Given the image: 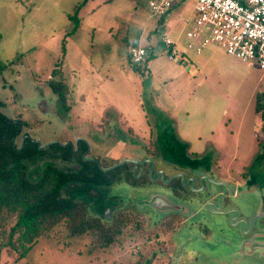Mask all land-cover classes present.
Masks as SVG:
<instances>
[{
	"label": "rangeland",
	"instance_id": "obj_1",
	"mask_svg": "<svg viewBox=\"0 0 264 264\" xmlns=\"http://www.w3.org/2000/svg\"><path fill=\"white\" fill-rule=\"evenodd\" d=\"M82 1L0 0V64L6 65L0 71V110L23 122L17 145L26 136L41 145H76L80 138L89 144L86 157L109 165L158 154L156 135L172 128L191 156L210 159L217 174L208 179V189H221L213 183L219 177L228 180L229 189H221L227 198L220 195L217 204L236 211L207 213L188 193L177 200L170 189L151 183L135 189L121 179L98 189L117 202L99 215L101 221L106 226L124 221L114 244L98 247L88 233L73 237L61 222L25 256L18 258L19 247H1L0 264H264L260 251L248 254L241 246L250 245L254 233L264 237L261 227L243 232L263 202L264 139L254 133L261 125L256 105L264 71L215 44L187 57L196 73L169 60L162 39L182 29L192 15L191 0L161 17L150 16L144 0H133V6L117 0L83 10L72 22L68 15ZM132 46L153 48L152 55L133 64ZM56 81L68 84L66 103L49 85ZM49 162L63 170L79 167L76 161ZM133 166L128 162L130 170ZM252 175L250 187L244 180ZM13 222L7 220L6 231ZM188 223L199 225L197 233L186 230ZM187 235L196 242L186 244ZM257 240L264 244V238Z\"/></svg>",
	"mask_w": 264,
	"mask_h": 264
},
{
	"label": "trees",
	"instance_id": "obj_2",
	"mask_svg": "<svg viewBox=\"0 0 264 264\" xmlns=\"http://www.w3.org/2000/svg\"><path fill=\"white\" fill-rule=\"evenodd\" d=\"M86 1L83 0L75 7L74 13L68 15L72 22ZM5 66L0 64V71ZM49 85L60 101L66 103L68 84L56 81ZM256 110L261 117L264 116V91L257 94ZM22 126V121L13 120L0 110V236L4 238L7 233L0 245V253L1 247H19L18 258L25 256L38 238L48 236V232L61 222L73 237L88 233L98 247L114 244L124 221L118 218L112 226L101 221L99 215L108 203L98 189L114 180L139 183L146 177L133 182L130 172L122 171L127 164L109 171L101 170L95 160L83 158L87 144L82 139L76 145L51 142L39 146L38 141L26 136L18 146L16 138ZM156 139L159 151L168 161L181 167L210 166L208 157L191 156L188 143L180 140L172 128L158 132ZM49 159L76 161L79 167L63 170ZM30 165H35V177ZM89 211H95V216H89ZM11 218L14 222L6 231L5 224Z\"/></svg>",
	"mask_w": 264,
	"mask_h": 264
},
{
	"label": "built area",
	"instance_id": "obj_3",
	"mask_svg": "<svg viewBox=\"0 0 264 264\" xmlns=\"http://www.w3.org/2000/svg\"><path fill=\"white\" fill-rule=\"evenodd\" d=\"M142 1V0H141ZM181 0H144L153 16L168 13ZM194 16L183 41L164 35L167 58L184 63L190 54H200L208 44L220 46L227 54L257 63L264 71V0H191ZM130 59L141 64L149 55L141 46L130 48ZM255 136L264 139V116Z\"/></svg>",
	"mask_w": 264,
	"mask_h": 264
},
{
	"label": "flooded vegetation",
	"instance_id": "obj_4",
	"mask_svg": "<svg viewBox=\"0 0 264 264\" xmlns=\"http://www.w3.org/2000/svg\"><path fill=\"white\" fill-rule=\"evenodd\" d=\"M156 138H157V135H156ZM156 138H155V142L157 145V139ZM79 139L76 140V143ZM66 143H71V142L68 141V142H65L63 144H66ZM86 144H87V151H88L89 144L87 142H86ZM157 149L159 151L158 145H157ZM87 151H85L82 154L83 158L95 160L97 162L98 167L104 171L112 170V169L119 167V166H122L124 164L128 165V162H133L134 166L132 167L131 170L127 167L126 169H124L122 171H129L133 177V182L135 180H139L141 178L144 179L146 177L145 181H141L139 183H130V182H127L123 179L127 184L133 186V188H135V189H138V187L140 188L141 185H143V184H150L151 183V184H153L154 187H155V185H156V187L159 186V188H161V190H165V191L168 190L169 191V189H170L174 193V198L177 200H179L178 198H182L181 196H185L186 193H188V195L191 198L197 197V200H191V201H194L193 202L194 204L200 203L199 207L202 210L204 209L205 212H207V213H215V214H220L222 216L223 213L228 211V210H229V212H228V214H229L230 209H232L230 207L225 208L222 205L217 204V201L219 200L218 198L220 197V195H221V198L222 197L227 198V191L223 192V191H221V189H222V186H224V187L227 186V188L229 189L228 184H227L228 180H226L222 177H219L220 180L226 181V185H223L222 183H217L218 181L213 182L214 184H217L220 186V188H221L220 190H214V188L213 189L207 188L208 179L211 181V179H210V178H212L211 175L213 173L217 174L216 171L213 170L211 163H210V166L208 168L201 167V166L197 167V168H192L190 166L181 167V166H178V165L174 164L173 162H170L167 159H165L163 157V155L161 154V152L159 151L158 154L147 155L146 157L141 158V159H139V158H137L136 160L128 159L123 164L116 166L112 169L106 170V168L111 167L112 165H114L116 163L114 162L112 164L105 165L104 163H102V161H100V159L98 157H96V158L86 157ZM193 157H195V156H193ZM68 162H70V161H68ZM117 163H119V162H117ZM143 171H145V173L147 175L146 174L144 175ZM171 171H175V172L171 173ZM120 180L121 179L114 180L110 185H112L115 181H120ZM255 181H256V178L254 175H252L249 179L244 180V183H247L249 186H252ZM110 185H107V186H110ZM201 186H203L202 189H204V191H205V193H203V194L202 193L200 194L201 190L198 189ZM102 187H106V186H102ZM133 191H134V189H133ZM229 191H231V189ZM102 196H103V194H102ZM103 199L106 201V203H108V206L106 205V207L101 212V214L103 213V215L105 216L107 211L110 210V208L113 209L117 202L115 201V198L111 197V196L110 197L103 196ZM182 200H185V199H182ZM221 200L222 199H220L219 201H221ZM211 204L214 205L215 207L211 208ZM191 206H192V204H191ZM192 207H194V205ZM215 211H218V212H215ZM94 213H96V212L94 211L91 214H94ZM196 217L197 216H194V218H196ZM228 217H227V219H228ZM227 219H226V221H227ZM187 221H189V220H187ZM184 222H186V221H184ZM190 222L193 223V225H197V221H195V220L190 221ZM189 223H188V225H189L190 229L189 228L186 229V227H184V228L187 231H189L190 233H197V232H194L193 229H195V228L198 229L199 225L197 227L193 228L194 226H192ZM200 225L202 227V223H200ZM199 229H200V227H199ZM178 237L185 239V236H178ZM178 239H180V238H178ZM187 239H189V240H187ZM186 240L188 241L186 243L188 245L196 242V241L195 242L192 241L193 238L190 237V235L189 236L187 235V238L185 239V241Z\"/></svg>",
	"mask_w": 264,
	"mask_h": 264
},
{
	"label": "water",
	"instance_id": "obj_5",
	"mask_svg": "<svg viewBox=\"0 0 264 264\" xmlns=\"http://www.w3.org/2000/svg\"><path fill=\"white\" fill-rule=\"evenodd\" d=\"M39 146H40V143H39ZM127 160L128 159H125L123 161H120L119 163H116V164L112 165L111 167L106 168V170L112 169V168H114L116 166H119V165L123 164L124 162H126ZM217 183H222L223 185H226V181H224V180H220ZM252 186H250V187H252ZM238 187H241V185H238ZM233 195H235V191L233 192ZM262 201H263L262 202V205L260 207H257L255 213L250 217V223H251L250 228L249 229L247 228V230L246 229H243V232L245 231L247 233L248 231H250L251 228H254V227H256V229H257V227L259 229L261 227L260 230H262L264 232V190H263V198H262ZM233 211H236V210L234 208L230 209V212H233ZM226 212H228V211H226ZM247 225H249V222H247ZM262 238H264V237H262V233H254V234L250 235V238H249L250 240L249 239H247V240L250 241L249 242L250 245H251L252 242H255V243H252V246L247 245V244L241 245V246H242V248L248 247V252H249L248 254H255L257 251H260L262 253V255L264 256V244L260 243L257 240V239H262ZM230 243L231 242H228L227 245L230 246ZM230 248H232V249L235 248L234 243L231 244ZM236 254L237 253L235 252L234 255H236ZM236 260H238V258H236Z\"/></svg>",
	"mask_w": 264,
	"mask_h": 264
},
{
	"label": "crops",
	"instance_id": "obj_6",
	"mask_svg": "<svg viewBox=\"0 0 264 264\" xmlns=\"http://www.w3.org/2000/svg\"><path fill=\"white\" fill-rule=\"evenodd\" d=\"M117 2V3H119V1H117V0H87L86 2H85V4H84V6L83 7H81L80 8V10H79V12H78V14H82L86 9L88 10V9H90V10H94V8L95 7H99V6H101V5H106V4H111L110 2ZM117 3H115L114 4V6H116L117 5ZM130 4H131V6H133V0H131L130 1ZM191 9H192V15L190 16V17H188L187 18V21L185 22V24L181 27L182 29L180 30V31H174V36H170L171 38H173V39H175V40H178L180 43H182V41H183V36H184V32L188 29V27H189V24H190V22H191V19H192V17L194 16V9H193V4H192V7H191ZM84 10V11H83ZM148 10V9H147ZM150 13V12H149ZM150 16H153V15H151V13L149 14ZM133 47V46H132ZM148 51H149V55L151 54L152 55V52H153V48H148ZM190 55H192V54H190ZM181 64V63H180ZM183 64L185 65V66H183ZM183 64H181V66L182 67H186V70H191V73L193 74V73H196V68H192V64L190 63V61H189V58H186V60H184V63ZM249 64V63H248ZM250 65H252V64H250ZM259 113V112H258ZM259 115H260V113H259ZM260 118H261V116H260ZM254 135H255V133H254ZM237 183H238V185H240V181H238V180H235Z\"/></svg>",
	"mask_w": 264,
	"mask_h": 264
}]
</instances>
